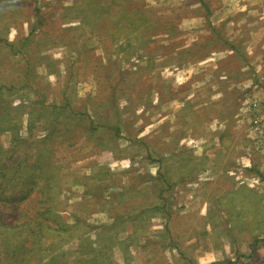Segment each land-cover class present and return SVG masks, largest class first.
Listing matches in <instances>:
<instances>
[{
    "label": "rangeland",
    "instance_id": "1",
    "mask_svg": "<svg viewBox=\"0 0 264 264\" xmlns=\"http://www.w3.org/2000/svg\"><path fill=\"white\" fill-rule=\"evenodd\" d=\"M36 214L29 264H264V0H0L10 240Z\"/></svg>",
    "mask_w": 264,
    "mask_h": 264
},
{
    "label": "trees",
    "instance_id": "2",
    "mask_svg": "<svg viewBox=\"0 0 264 264\" xmlns=\"http://www.w3.org/2000/svg\"><path fill=\"white\" fill-rule=\"evenodd\" d=\"M32 190L33 189L31 188V191ZM40 198H43V194L40 196ZM37 217L38 214L32 216L31 218H27L26 222H24V226L29 225L31 232L33 233L32 234L29 233L30 230H28L26 231L27 233L25 232L26 237L20 239L19 241H14V242L13 240H10L9 237L15 233L8 232L7 234V231L16 230L17 227L6 224L3 221V219L0 217V236L3 237L2 239H0V243H1L0 246L3 247L2 248L3 253H6L7 251L9 258L11 257L12 264H29L33 256L36 254V252L41 248L40 241L42 240V236H44L46 232L48 233L50 232L52 227L48 226L46 224V221L44 220L41 221L36 220ZM19 227H23V226H19ZM6 236L9 238L7 242H6ZM6 245L8 247H11V250L10 248L6 250ZM79 262L81 264H85V263L89 264V261L86 259L80 260Z\"/></svg>",
    "mask_w": 264,
    "mask_h": 264
}]
</instances>
